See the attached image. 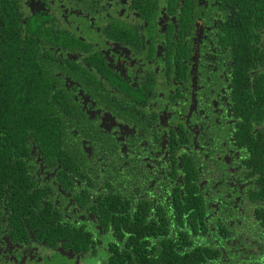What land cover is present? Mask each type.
I'll return each instance as SVG.
<instances>
[{
	"label": "flooded vegetation",
	"instance_id": "flooded-vegetation-1",
	"mask_svg": "<svg viewBox=\"0 0 264 264\" xmlns=\"http://www.w3.org/2000/svg\"><path fill=\"white\" fill-rule=\"evenodd\" d=\"M239 25L253 33L239 34ZM18 38L57 63L71 105L57 127L64 157L32 144L24 160L33 205L23 212L0 193V264H130L126 201L128 213L147 211L157 224L164 210L174 225L144 232L154 261L196 264L173 252L203 246L208 264H264V171L248 145L264 144L263 8L254 0H0V43ZM188 190L198 200L180 212ZM107 197L121 203L108 222ZM197 210L205 217L195 224ZM211 214L214 226L204 223ZM38 215L66 235L46 237L29 223ZM55 253L64 259L53 263Z\"/></svg>",
	"mask_w": 264,
	"mask_h": 264
},
{
	"label": "trees",
	"instance_id": "trees-1",
	"mask_svg": "<svg viewBox=\"0 0 264 264\" xmlns=\"http://www.w3.org/2000/svg\"><path fill=\"white\" fill-rule=\"evenodd\" d=\"M254 3L264 9V0H254ZM253 26L237 27L239 34H252ZM230 34H236L233 30ZM57 65L51 59L43 57V54L37 49V45H22L21 40L17 39V44L0 43V193L7 191L8 196L14 199L12 207H21L23 212L33 205L32 199L35 194L31 193L28 186L30 177L26 175V163L24 160L30 156V147L32 144L39 147L47 158H53L58 154L63 158L62 151L59 148L60 138L58 135V126L64 116L65 111L69 110V102L66 100L67 91L62 87L63 83L59 77H56L53 71ZM71 103V102H70ZM248 132V122L246 123ZM248 135H243L242 139L248 141ZM256 155H258V169L264 171V159L261 157L264 153V144L259 140H251L248 144ZM264 179V177H263ZM200 198V197H199ZM10 200V199H9ZM127 200V198H126ZM198 198L192 190L187 191L186 201L179 207L182 212L183 207L188 208L192 201ZM36 201L38 204L39 201ZM116 198L107 197L102 206V218L108 222L111 215L118 214V208L121 207ZM128 202L126 201V229L134 232L129 240V246L132 247L137 255V260L131 258L130 264H143V259L148 263L161 264L165 258L170 263L175 260L161 256L159 260L151 259L144 253V232L152 229L159 235L167 230L173 229L166 211L159 210L160 218L157 224H152L148 218L150 215L137 209L134 212L128 211ZM124 215V214H120ZM128 215V216H127ZM136 216V230L131 229L132 221L129 216ZM181 217V213H179ZM205 214L197 210L193 214L195 224L203 221ZM215 214H211L204 223H212L214 226ZM20 219L14 222H19ZM53 218L48 216L42 219L39 215L35 219H30L31 225L41 227L42 233L46 237L58 238L66 235L65 227L53 222ZM116 222V217H115ZM223 221L217 220L221 225ZM42 225H45L42 227ZM197 232V231H196ZM184 237V236H183ZM164 245H172V240L166 243L165 237L161 239ZM166 243V244H165ZM207 247L196 246L193 252L188 253L179 246L178 253L173 254L178 258V262L186 259H193L196 264H208L209 252ZM164 250V247L161 250ZM167 263L164 261L163 264Z\"/></svg>",
	"mask_w": 264,
	"mask_h": 264
},
{
	"label": "rangeland",
	"instance_id": "rangeland-1",
	"mask_svg": "<svg viewBox=\"0 0 264 264\" xmlns=\"http://www.w3.org/2000/svg\"><path fill=\"white\" fill-rule=\"evenodd\" d=\"M51 256L54 257L53 259H51V261L53 263L58 262V261L64 259L63 254H61V253H55V255H51ZM94 261H96L95 258L93 260H91V261L90 260H87L86 264H89V263L91 264Z\"/></svg>",
	"mask_w": 264,
	"mask_h": 264
}]
</instances>
